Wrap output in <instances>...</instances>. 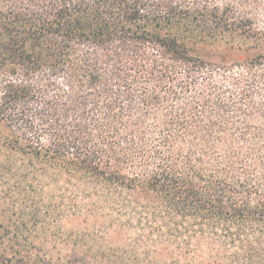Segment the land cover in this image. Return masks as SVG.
Wrapping results in <instances>:
<instances>
[{"label": "trees", "instance_id": "obj_1", "mask_svg": "<svg viewBox=\"0 0 264 264\" xmlns=\"http://www.w3.org/2000/svg\"><path fill=\"white\" fill-rule=\"evenodd\" d=\"M230 35L256 52L207 58ZM0 152V175L29 183L0 188V264H131L86 255L89 242L49 254L27 200L46 203L54 181L91 198L80 208H154L173 240L247 237L251 264L264 240V0H0Z\"/></svg>", "mask_w": 264, "mask_h": 264}, {"label": "rangeland", "instance_id": "obj_2", "mask_svg": "<svg viewBox=\"0 0 264 264\" xmlns=\"http://www.w3.org/2000/svg\"><path fill=\"white\" fill-rule=\"evenodd\" d=\"M204 51L207 58L213 61H236V57L240 55L256 52L254 49L248 52L236 50V35L207 44ZM2 159L0 152V162ZM9 161L22 165L17 156H12ZM9 175L11 173L5 177L0 175V188L14 184L23 188L29 185L26 181ZM47 187L55 192V196L40 204L39 197L30 194L27 208L32 211L36 209L45 216L50 228L46 249L53 247L49 254L54 256L66 254L80 243L89 242L94 249L87 251L86 255L102 256L98 251L105 247L108 254L119 250L118 254L124 255L131 264H249L247 255H244L251 241H246L247 237L244 238L245 246L242 247L241 242L220 243L212 236L192 229L183 237L173 240V237L166 235L167 229H162L165 231L160 233V225L164 223L154 218V208H80L76 204H91V198L79 193L78 189L76 195L71 190H59L66 187V183L62 181L51 182ZM13 197L17 202L25 198L16 193ZM38 218L35 217L34 221ZM34 221H31L32 224ZM247 233L252 234V231L248 230ZM253 246L256 253L251 264H264V240L257 241ZM98 260H93V264H97Z\"/></svg>", "mask_w": 264, "mask_h": 264}]
</instances>
